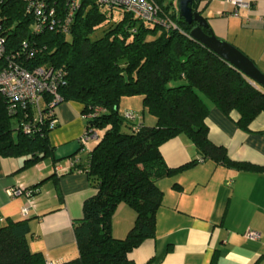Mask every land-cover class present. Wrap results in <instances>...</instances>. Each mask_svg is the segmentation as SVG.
Wrapping results in <instances>:
<instances>
[{"label":"trees","instance_id":"trees-1","mask_svg":"<svg viewBox=\"0 0 264 264\" xmlns=\"http://www.w3.org/2000/svg\"><path fill=\"white\" fill-rule=\"evenodd\" d=\"M154 1L160 14L169 16L177 27L139 20L126 10L112 20L113 6L107 11L95 0H81L69 33L48 28L36 31L23 0H0L6 48L0 55V69L13 52L29 68L61 66L65 70L58 86L61 100L80 101L84 113L101 107L92 116L84 115V129L92 127L98 136L85 160L75 164L86 170L95 187L84 197L82 215L73 222L78 253L55 264H149L151 259L137 262L128 253L155 233L156 209L162 198L156 177L203 158L237 168L264 169V165L230 157L224 144L208 136L206 121L211 100L226 112L236 109L238 123L247 127L264 109V87L191 36L194 22L178 14L174 0ZM199 2L193 0L192 8L199 9ZM98 29L100 34L93 36ZM203 30L212 32L209 25ZM24 41L28 47L24 48ZM31 49L33 54L28 55ZM126 94H141L143 106L156 121H140L136 126L135 120L127 118L119 109ZM40 105L41 119L33 118L37 114L34 106L27 107V114L21 108L10 112L7 98L0 93V154L23 155L22 166L53 153L48 131L58 122L48 123V93ZM25 119L31 121L27 131L21 125ZM178 133L188 135L200 155L170 165L160 144ZM120 200L136 211L122 237L115 236L110 227ZM30 231L28 217L8 216L0 222V264H45L44 253L29 246Z\"/></svg>","mask_w":264,"mask_h":264},{"label":"crops","instance_id":"crops-1","mask_svg":"<svg viewBox=\"0 0 264 264\" xmlns=\"http://www.w3.org/2000/svg\"><path fill=\"white\" fill-rule=\"evenodd\" d=\"M249 1L250 7L239 6L234 14V5L229 2L200 0L199 11L216 36L238 47L264 71V0ZM122 103L136 113L140 109L138 120L149 124L156 121L153 113L145 111L141 95L123 96ZM208 104V136L224 144L230 157L264 165V109L242 127L236 109L226 112L211 100ZM81 108L76 99H62L56 104L59 121L48 131L52 154L25 166L23 155L0 154V222L8 216L28 217L30 248L41 250L55 263L78 253L73 222L82 215L84 197L95 190L85 169H54L55 162L65 165L71 155L84 161L92 146L78 141L85 127ZM160 149L170 165L200 155L185 133L165 139ZM16 182L29 187L30 195L8 193L7 187ZM156 182L162 189L156 230L129 251L135 261L264 264V169L237 168L203 158L156 177ZM29 198L34 203L23 215L20 208ZM135 215V209L120 200L111 216V232L124 236ZM247 228L259 230L260 235L246 236Z\"/></svg>","mask_w":264,"mask_h":264},{"label":"built area","instance_id":"built-area-1","mask_svg":"<svg viewBox=\"0 0 264 264\" xmlns=\"http://www.w3.org/2000/svg\"><path fill=\"white\" fill-rule=\"evenodd\" d=\"M25 8L33 15V28L39 31L43 28L53 29L56 31L70 32L71 25L74 21L75 14L80 7L81 0H23ZM101 6H121L124 10L130 12L139 20H144L152 24H158L165 28L177 27V24L167 15L160 14L159 5L154 0H95ZM234 5L233 13L238 12L239 6L250 7L249 0H224ZM2 23L0 21V55L5 53V40L1 34ZM28 42L24 41L23 46L28 47ZM38 49L35 48L34 51ZM33 54V49L28 55ZM17 53L13 52L6 56V63L0 69V93L7 98V107L10 112L17 111L18 108L23 109L24 114H27L29 106H34L36 115L33 118H42V110L40 101L48 93L49 108L47 114L49 116L48 123L56 124L59 119L55 111V106L62 96L58 91V86L64 81L65 70L58 65L53 64H37L29 68L17 60ZM98 106L92 111L83 112V115L92 116L98 109ZM124 115L136 121V126L140 125L139 116L133 110H125ZM24 130H29L31 121L25 119L21 122ZM98 132L96 129L89 127L84 129L78 137V141L82 145L88 139L96 138ZM80 160L78 155H71L65 165L55 162V170H69L76 168V162ZM10 194L25 193L30 195V188L26 187L22 182H16L7 187ZM34 203V200L29 198V201L23 204L20 211L26 215L29 207ZM245 235L249 237H258L260 231L254 228H247ZM45 264H55L53 260L46 259Z\"/></svg>","mask_w":264,"mask_h":264},{"label":"water","instance_id":"water-1","mask_svg":"<svg viewBox=\"0 0 264 264\" xmlns=\"http://www.w3.org/2000/svg\"><path fill=\"white\" fill-rule=\"evenodd\" d=\"M192 1L193 0H176L178 14L182 16L186 22H194L189 30L191 36L215 51L226 61L240 68L251 80L258 82L264 87V71L232 43L219 38L213 32L207 33L204 31L203 27L208 25V21L198 8H192Z\"/></svg>","mask_w":264,"mask_h":264},{"label":"rangeland","instance_id":"rangeland-1","mask_svg":"<svg viewBox=\"0 0 264 264\" xmlns=\"http://www.w3.org/2000/svg\"><path fill=\"white\" fill-rule=\"evenodd\" d=\"M105 7V9L107 10V11H109V6L108 5H106V6H104ZM123 10H124V8L123 7H121V6H113V8H112V20H117V19H119L120 18V16L122 15V13H123ZM136 18V17H135ZM33 25V24H32ZM100 32H101V29H98V30H96L94 33H93V36H96V35H98V34H100ZM202 94V96L205 98V99H208L203 93H201ZM139 95H141V94H139ZM123 96H130V95H122V97ZM141 97H142V95H141ZM121 100V99H120ZM124 104L122 103V104H120V101H119V109H120V111L121 112H124L127 108H126V106L124 107L123 106ZM145 111H147V112H149L148 111V109L145 107ZM137 112L138 113H140V109H138L137 110ZM138 118V117H137ZM125 127V126H124ZM98 131H100L99 129H98ZM95 142V138H90V139H88L87 140V142L86 143H88V144H91V145H93V143ZM28 201H29V199H28Z\"/></svg>","mask_w":264,"mask_h":264},{"label":"bare ground","instance_id":"bare-ground-1","mask_svg":"<svg viewBox=\"0 0 264 264\" xmlns=\"http://www.w3.org/2000/svg\"><path fill=\"white\" fill-rule=\"evenodd\" d=\"M69 33V32H68ZM254 82V81H253ZM58 103V102H57Z\"/></svg>","mask_w":264,"mask_h":264}]
</instances>
